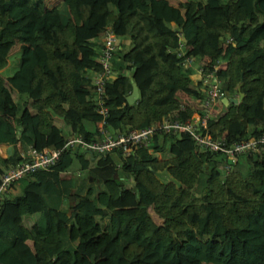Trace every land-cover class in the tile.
I'll return each instance as SVG.
<instances>
[{
	"label": "trees",
	"instance_id": "1",
	"mask_svg": "<svg viewBox=\"0 0 264 264\" xmlns=\"http://www.w3.org/2000/svg\"><path fill=\"white\" fill-rule=\"evenodd\" d=\"M105 26L130 41L114 51L115 75L104 83L111 133L190 112L178 109L179 95L202 91L183 56L204 71L224 59L215 70L220 89L243 93L238 103L219 101L208 121L213 135L231 141L264 132V0H0V69L19 43L16 68L5 81L0 75V143L10 145L0 172L23 159L20 150L60 146L55 119L86 138L98 135L88 70L98 68L95 36ZM132 82L138 96L129 103ZM259 156L228 162L183 133L155 134L127 156L62 149L2 197L0 264H264ZM73 167L85 174H61Z\"/></svg>",
	"mask_w": 264,
	"mask_h": 264
},
{
	"label": "built area",
	"instance_id": "2",
	"mask_svg": "<svg viewBox=\"0 0 264 264\" xmlns=\"http://www.w3.org/2000/svg\"><path fill=\"white\" fill-rule=\"evenodd\" d=\"M99 43L96 50L95 60L98 63L97 69H89L91 93L88 99L95 105V110L100 114L96 123L98 135L86 138L81 133L69 130L64 134L63 143L60 146H43L41 148L28 147L20 150L22 160L5 166L0 172V201L8 193H12L21 178L37 169H46L55 163L62 149L69 148L81 152L90 158L91 155L99 156L109 151L119 152L121 156H127L133 152L135 147L149 146L152 136L157 134L179 135L187 134L197 150H208L223 155L224 160H235L243 153H257L261 156L264 153V132L253 136L240 137L228 141L221 135H213L209 130L208 121L213 119L215 111L225 95V91L219 87V79L215 75L217 68L223 67L225 60L214 58L210 63V69L204 71L200 64L194 62L191 56H183L182 63L192 70L189 74L194 83L199 82L201 95L199 97H186L179 95L178 109L190 112L181 115L179 111L166 112L159 118L150 121L140 127H129L124 131L111 133L105 125L107 107L105 105L104 83L115 75L112 59L114 51L120 46V39L117 34L108 26L103 27L95 36ZM227 38L225 41H228ZM184 51L178 48L177 55L181 56ZM208 59L203 63L208 64ZM196 104L198 107H196ZM148 150H151L148 148ZM259 156V157H260ZM229 169V163L221 165L222 173Z\"/></svg>",
	"mask_w": 264,
	"mask_h": 264
},
{
	"label": "rangeland",
	"instance_id": "3",
	"mask_svg": "<svg viewBox=\"0 0 264 264\" xmlns=\"http://www.w3.org/2000/svg\"><path fill=\"white\" fill-rule=\"evenodd\" d=\"M179 1H181V0H169V2L172 3V4H174V5H176ZM53 2H54V0H45V4L47 6L48 5H51ZM129 45H130V41L124 38L122 40V48H126ZM18 47H19V43L17 41H15L10 46L9 54H8V57H7V62L2 67V69L0 70V75L2 77H5L7 75H10L12 73V71L16 68L17 63H18ZM196 107H198L197 104H196ZM85 124H86L87 127H92V123H90V122H85ZM66 132H67V128H66V126H64L62 128V134H66ZM3 156H4V154H3ZM61 174L62 175H72V174H81V175H84L85 172L84 171H81V170H77L75 167H73L69 171L62 172ZM125 185L126 186H131L132 185V180H131L130 177L127 178V179H125ZM13 188H17V190L16 191H13L12 193L11 192L8 193V196H12V195H14V194H16L18 192V185L17 186L16 185L13 186ZM72 200L70 199V202H72ZM148 212H149V214L152 215V209L150 208V206H148ZM37 215H38V213L36 212V213L30 214L28 216H37ZM31 221H32V219L24 218L25 224H29ZM200 264H211V263L201 262Z\"/></svg>",
	"mask_w": 264,
	"mask_h": 264
},
{
	"label": "water",
	"instance_id": "4",
	"mask_svg": "<svg viewBox=\"0 0 264 264\" xmlns=\"http://www.w3.org/2000/svg\"><path fill=\"white\" fill-rule=\"evenodd\" d=\"M137 96H138L137 87H136L135 83L132 82L131 89L125 95V99L127 100V102L131 103V102H133L137 98ZM242 96H243V93L241 91H238L236 96H222L221 97V102L223 104H227L228 102L238 103L241 100ZM9 151H10V146L8 145V147H7V153H9ZM227 161L230 162V159L228 158ZM68 199L69 200L70 199L72 200L73 199V195H70L68 197Z\"/></svg>",
	"mask_w": 264,
	"mask_h": 264
},
{
	"label": "crops",
	"instance_id": "5",
	"mask_svg": "<svg viewBox=\"0 0 264 264\" xmlns=\"http://www.w3.org/2000/svg\"><path fill=\"white\" fill-rule=\"evenodd\" d=\"M57 1H59V0H54V2L52 3V4H54V3H56ZM51 4V5H52ZM48 6H50V5H48ZM8 54H9V51H8ZM2 69V68H1ZM0 69V70H1ZM2 77V76H1ZM5 78H6V76L5 77H3V79H4V81H5ZM13 96H14V94H12ZM263 107H264V100H263ZM55 121V124L59 127V128H61V130H62V128L65 126L64 124H63V122L60 120V119H55L54 120ZM66 128H67V132H66V134L69 132V128L66 126ZM0 145H3V153H4V155L7 153V147H8V144H6V143H0ZM10 146V145H9ZM2 153H0V155H1ZM155 154H156V156H157V158H160V151H155ZM1 156H3V154L1 155ZM84 156L85 157H88L86 154H84ZM231 162V161H230ZM88 164H92V160H88ZM125 183V182H124ZM17 190V188H15L14 189V191H16ZM8 195V194H7Z\"/></svg>",
	"mask_w": 264,
	"mask_h": 264
}]
</instances>
